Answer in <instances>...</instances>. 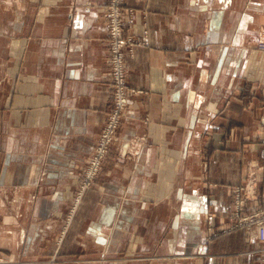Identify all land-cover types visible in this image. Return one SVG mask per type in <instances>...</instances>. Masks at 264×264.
<instances>
[{
  "label": "crops",
  "instance_id": "obj_1",
  "mask_svg": "<svg viewBox=\"0 0 264 264\" xmlns=\"http://www.w3.org/2000/svg\"><path fill=\"white\" fill-rule=\"evenodd\" d=\"M109 0H0V264H257L234 216L264 207V0H125L130 95L111 106Z\"/></svg>",
  "mask_w": 264,
  "mask_h": 264
},
{
  "label": "rangeland",
  "instance_id": "obj_2",
  "mask_svg": "<svg viewBox=\"0 0 264 264\" xmlns=\"http://www.w3.org/2000/svg\"><path fill=\"white\" fill-rule=\"evenodd\" d=\"M106 7L107 8L105 11V17L107 18V23H108V43L110 44L109 41L112 40L111 45H109V63H110L109 74H110V83L112 88L111 106L107 112L106 122L101 130L99 141L93 147L90 158L82 170L79 187L77 189V198L83 196L85 191L90 187H92L93 184L95 183V180L99 175L104 165V162L106 161V158L108 157L111 151L112 145L116 142L118 138V131L120 128L122 118L130 104V95L141 93L144 91L143 88L131 87L129 85L128 82L129 72H128V67L126 65V59H127V54H134L137 46L150 45V40L148 38L147 31L145 32V37L143 39L136 38L129 33V26L127 23L132 22L133 19L127 16V11L125 9V0H109ZM116 30L118 31L115 34ZM111 33L113 34V38L111 37ZM262 44H264V40H261L258 44L259 48L264 50V48L261 47ZM115 45H117V49L119 50V52H121L122 60L125 63V69L123 75L122 77L119 78H116V75L114 74V67L111 63L112 55H114L113 47ZM120 96L126 98V102L124 104L120 103L121 102L119 101ZM94 161H97V165H96V170L92 172L93 171L92 167H94L93 165ZM239 198H242L245 206L244 197L241 195L239 191H236L234 195V206H235L234 216L239 219V224L244 225L247 229L250 230L251 233L255 231L253 233L255 239L259 240L263 244L262 246L263 254L261 256L262 258L264 255V241H262V239L258 234L259 230L257 225L245 224L243 221H240V219L242 218L241 216H249L256 212H260L261 210L264 209V207L259 208L247 215L244 214V209H245L244 208L242 212L238 214L237 202L239 201L238 200Z\"/></svg>",
  "mask_w": 264,
  "mask_h": 264
},
{
  "label": "built area",
  "instance_id": "obj_3",
  "mask_svg": "<svg viewBox=\"0 0 264 264\" xmlns=\"http://www.w3.org/2000/svg\"><path fill=\"white\" fill-rule=\"evenodd\" d=\"M118 30H116L115 34L117 33ZM111 37L113 38V34L111 33ZM111 41L110 40V44L111 45ZM262 48H264V44H262L261 46ZM114 55H112V59H111V63L114 67V74L116 75V78L122 77L124 69H125V63L122 60V54L121 52H119V50L117 49V45H115L114 47ZM119 101H121V104H124L126 102V98L123 96H120ZM97 160V159H96ZM94 167L93 171L94 172L96 170V165H97V161L93 162ZM239 201L237 202V213L240 214L242 212V210L244 209V201L242 200V198L238 199ZM242 218L240 219V221H243L245 224H249V225H253L256 224L258 227V234L260 236V238L262 239V241H264V209L261 210L260 212H256L252 215L249 216H241ZM258 264H264V255L261 258V260L258 262Z\"/></svg>",
  "mask_w": 264,
  "mask_h": 264
}]
</instances>
